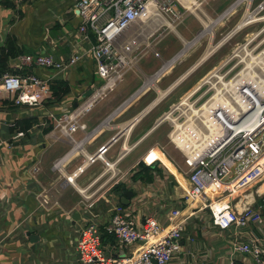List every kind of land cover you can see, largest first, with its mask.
<instances>
[{
    "label": "crops",
    "instance_id": "crops-1",
    "mask_svg": "<svg viewBox=\"0 0 264 264\" xmlns=\"http://www.w3.org/2000/svg\"><path fill=\"white\" fill-rule=\"evenodd\" d=\"M77 1L28 0L20 8L12 1L0 2V52L14 44L22 54L46 52L60 60H66L75 51L81 54L76 64L62 70L44 66L32 68L39 76L49 79L51 86L57 80L67 83L70 91L62 98L56 99L52 91L51 96L36 107L0 100V264L76 263L79 259L76 251L78 232L85 215L87 217L84 219L93 218L98 224L104 251L108 255L124 256L136 252L140 244L123 245L110 231L114 198L122 196L121 191L116 193L113 188L122 184L123 190L124 186L130 189V182L138 185L144 192L139 200L142 204L137 211L139 214L151 213L150 205L157 201L162 203V216L176 207L181 208L184 215L195 210L186 222L182 252L169 264H230L232 260L242 264H256L249 254L234 253L233 242L236 238L240 241L256 239L264 247V203L258 204L260 198L264 201V185L261 184L258 188L262 189L261 193L259 190L247 193L248 200L244 197L245 201L238 204L240 209L243 204H251L259 209L261 222L245 228L221 230L214 225L209 209L210 214L207 215V209L198 208L199 201L189 199L187 204L184 203L190 190L189 178L179 170L167 151L164 153L156 147V142L133 162L125 163L162 125L156 124L167 110L153 119L151 115L157 107L208 58L212 50L190 67L177 70L174 65L155 76L168 60L163 56L169 52L163 51V54L156 50V46L163 40L156 42L155 48L151 47V38L154 36L151 32L156 28L157 21L138 20L116 42L120 50H126L131 55L137 54L138 64L127 72L125 80L113 92L82 118L87 125L85 130H77L72 138L61 133L55 117L72 110L102 82L97 73L96 60L88 52L94 39L81 40L78 36L81 18L75 7ZM212 2L213 0H198L196 3L195 0H176L177 8L184 13L188 12L185 17L192 15L197 24L202 25H199L201 28L193 38L208 29L216 34L211 26L212 22L202 20L201 16V11H204L212 17L206 8L211 7ZM224 22L225 20L220 24ZM227 32L228 30L221 32V35ZM178 34L180 40H190L181 33ZM167 35L168 32L165 36ZM202 37H205L204 34ZM191 43L193 41L186 44L191 47ZM223 43L224 41L220 42ZM17 57L8 59L6 71L17 70ZM25 70L28 71L27 68ZM148 81L150 82L147 84ZM161 84L166 85L162 87ZM24 119L33 120V124L25 132L22 131V136L15 138L21 132L16 123ZM14 126L16 127L12 130ZM86 135L89 136L85 138ZM103 145L107 147L106 158L116 162L119 168L117 177L110 181L108 172L101 176L105 166L100 160L93 164L86 163V154L96 153ZM61 159L64 174L53 167L54 162ZM141 161L157 166L153 183L133 179ZM95 165L100 166L101 170L95 175L87 174ZM161 166L174 174V186L166 187L162 184V192H158L157 196L148 188H152L158 179L163 180ZM79 167L84 170L74 178L77 184L79 180L82 181L84 185L79 184L81 187H87L101 176L96 185L103 184V187L90 200L84 199L67 179ZM152 196L157 201H151ZM135 199L132 198V203H136ZM238 199L242 197L239 196ZM75 212H79L80 217L74 221L71 216Z\"/></svg>",
    "mask_w": 264,
    "mask_h": 264
},
{
    "label": "built area",
    "instance_id": "built-area-1",
    "mask_svg": "<svg viewBox=\"0 0 264 264\" xmlns=\"http://www.w3.org/2000/svg\"><path fill=\"white\" fill-rule=\"evenodd\" d=\"M3 1H12L20 8L28 0H0ZM253 1L236 0L215 19L201 11L202 20L222 22L245 3L246 11L225 35L223 40L226 41L225 38H231L242 29L264 23V0L252 8ZM75 7L81 18L78 36L81 40L94 39L88 52L96 60L102 82L72 110L55 117L61 133L70 138L77 130L86 129L82 118L113 92L125 80L127 72L138 64V55L117 48L119 37L141 19L157 21L151 35H155L162 26L175 28L167 16L173 22L185 19L184 12L177 8L176 0H78ZM240 24L241 27L235 30ZM208 30L200 32L196 38L209 34ZM263 34L264 25L256 32H248L246 40L239 43L231 55L209 72L186 97L172 104L156 124L170 122L172 129L168 137L184 156L185 173L190 181L184 203L187 204L189 199L199 201L198 208L209 209L214 225L221 230L245 228L262 220L261 212L255 206L243 204L240 209L239 203H234L232 198L264 182V38L257 41ZM164 37L161 35L157 43ZM183 43L184 48L165 61L155 76L183 59L190 48L186 43L190 41L183 40ZM80 58L78 51L66 60L56 59L46 52L19 55L15 67L22 72H7L0 76V100L33 107L43 104L52 94L50 80L39 76L32 68L44 66L62 70L76 64ZM22 135L19 132L15 138ZM158 146L166 153L164 146L157 143ZM106 151L107 147L103 145L96 153L86 154V163L100 160L105 166L101 176L108 172L110 181L117 177L119 168L116 162L106 158ZM62 161L57 160L53 167L64 174ZM82 170L83 167H79L67 179L84 199L90 200L103 187V184L96 185L101 176L87 187H81L74 177ZM209 191L214 194L209 195ZM118 197L113 207L110 231L119 243L140 244L139 249L130 255H108L104 251L98 224L93 218L84 219L85 215L77 239L79 259L73 264H169L177 258L183 249L186 222L195 210L184 215L183 210L176 207L162 216V203L157 201L151 206V213L139 214L140 202L132 203L131 200L129 205H123ZM233 252L249 254L256 264H264V247L256 239L240 241L236 238ZM234 262L232 260L230 264Z\"/></svg>",
    "mask_w": 264,
    "mask_h": 264
},
{
    "label": "rangeland",
    "instance_id": "rangeland-1",
    "mask_svg": "<svg viewBox=\"0 0 264 264\" xmlns=\"http://www.w3.org/2000/svg\"><path fill=\"white\" fill-rule=\"evenodd\" d=\"M233 1L235 2L236 0H215V1L213 0L212 4L210 5L211 7L206 6V8L209 10V14L212 15V17L215 19L219 15V13L224 11V9H226ZM260 1L261 0H254L252 3V8H254ZM245 11H246V4L243 3V4H241V7H239V9H237L235 11V13L233 15H231V17L226 19L223 24H220L221 22L217 23V20L212 21L211 26L214 27V31H216V34L212 31L208 30L209 34L204 35L205 37L201 36L197 40H195V38H193V37L199 31V29L202 27V25L199 24V25H201V27H200L197 24V21H196L194 16L188 15L185 17V19L182 22H179V21L173 22L172 19L169 16H167L169 18V20L173 23L175 28L172 30L166 26H162V28L159 29L156 32V34L154 36H152V38H151L152 49L155 48V44H156L157 40L160 38V36L166 35L167 32H168V35L165 36V39L164 38L162 39L163 42L161 41L162 43L159 44L158 46H156V50H158L159 52H162V53H163V51L164 52L166 51L167 53L169 52L168 55L163 56L165 59H169L170 56L178 53L180 50H182L184 48L183 40H182V38H181L182 41L179 39L180 35L178 34V32L181 33L184 37L190 39L189 40L190 42L193 41V44L191 43V47L187 50L186 55L183 57V59L180 62H178L176 64V69L179 68V69L183 70L186 67H190L196 61L200 60L206 52H209L210 50H212L213 52L208 56V58H206L186 78V80L183 83H181V85L177 89H175L173 91V93L169 97H167L163 102H161V104L157 107L155 112L151 115V117L153 119L166 110L168 112L170 110V107H169L170 105H172L174 103H178L180 100H182L184 97H186V95H185L186 92H189L191 89H193L198 83L201 82V80L209 72H211L215 67L219 66L226 59L227 56H230L231 53L233 52V50L236 48V46L239 43H242L246 40L247 31H249V32L255 31L256 32L259 29H261V27L264 25V23L253 24V25H251L245 29H242L237 34L233 35L231 38H229L227 41H225L222 45L220 44V42L223 41L225 35L235 27V25H236V23H238V21L241 20V17L244 15ZM187 13L188 12H185L184 14H187ZM155 24H153V27L155 26ZM226 30H228V32L224 35H221V32H225ZM263 38H264V34L261 35L257 41H260ZM163 46H164V48H163ZM134 55H137V54H134ZM232 64L233 63L229 64L226 69H228ZM165 85L166 84H161L162 87H164ZM203 90H201L200 94L203 92ZM183 95H185V96H183ZM196 96H198V95H196ZM204 99H206V97ZM204 99H202V101H204ZM153 119H152V121H153ZM171 129H172V126H171L170 122L164 121L162 123V125L157 129V131L152 135V137H150L148 139V141H146L133 154H131L126 159L125 163L130 164L131 162H133L136 159V157L138 155L143 154L145 152V150L147 149V147H149L151 144L155 145L156 143H159V145H162L165 147V149L168 153V156H170L173 159V161L175 162V164L177 165L179 170L182 172H185L187 168H186L185 163H184V157H183L182 153L174 146V144H172V142L170 141V139L168 137V134L170 133ZM158 149H160L159 146H158ZM161 165H162V163H161ZM160 168L163 170L162 171V175L164 176V177H162L163 180L158 179L157 182L155 183V185L152 186V188H148L149 191L154 192L156 195L158 192L159 193L162 192L160 189L162 187V184L166 187L167 186H172V187L174 186V182H173V178H175L174 174H172L164 166H161ZM100 170H101V167L98 165H95L94 167H92L87 172V174L94 173L93 175H95ZM78 183L80 185H84L81 180H79ZM261 184L264 185V182H261L260 184L253 186L252 188L248 189L247 191H245L243 193H237L232 198L233 202L238 204L239 202H243L245 200H248L247 199L248 196L246 194L252 193V191H256ZM95 188L96 187H94L93 189H95ZM128 188L134 190L135 194L137 193V195L134 198H136L135 202H139V200H141L142 196L144 195L143 190L141 191L140 187L133 182L129 183ZM258 190H259L258 191L259 193L262 192L261 191L262 189H258ZM263 191H264V189H263ZM239 196L242 197V199H238ZM112 198H114V197H112ZM42 200L44 201V198ZM116 200H117V198L115 197L114 202ZM154 200H156L155 196H152L151 201H154ZM176 200H178V199H176ZM153 205H154V203L153 204L151 203L150 206H153ZM206 214L207 215L210 214L208 209L206 210ZM72 217L73 216H71V218ZM73 257H76V255Z\"/></svg>",
    "mask_w": 264,
    "mask_h": 264
},
{
    "label": "trees",
    "instance_id": "trees-1",
    "mask_svg": "<svg viewBox=\"0 0 264 264\" xmlns=\"http://www.w3.org/2000/svg\"><path fill=\"white\" fill-rule=\"evenodd\" d=\"M6 50H8V52H6ZM21 54L22 53L20 51L16 50V47L14 44H13V46H9L7 48L1 49V52H0V76L3 75L4 73H7V72H13V73L22 72L20 70L6 71V65H7L8 59L11 57L15 58ZM51 88L53 91V96L56 99L62 98L63 95H65L66 93H68L70 91V86L67 83L60 81V80L54 81ZM32 124H33V120L24 119V120L18 121L16 123V126L18 127L17 129L19 131L25 132L30 126H32ZM16 126H14V128H12V130H14ZM153 166L154 165H147L146 163L141 161L139 163V166H138L139 169L132 176L133 179L134 180H141L144 183H153L155 180L154 170L155 169L157 170V168H156L157 166H155V167H153ZM122 186H123L122 184H117L114 186L113 189L116 192L121 191L120 195H123L124 190L121 188ZM120 202H121V200H120ZM260 203H264V201L262 202L261 198L258 201V204H260ZM123 205H125V204H123ZM234 264H242V263L239 261H235Z\"/></svg>",
    "mask_w": 264,
    "mask_h": 264
},
{
    "label": "water",
    "instance_id": "water-1",
    "mask_svg": "<svg viewBox=\"0 0 264 264\" xmlns=\"http://www.w3.org/2000/svg\"><path fill=\"white\" fill-rule=\"evenodd\" d=\"M135 197V192L132 189H126L124 186V192L123 195L121 196V202L125 205H129L131 203L132 198ZM80 217L79 212H75L73 218L74 221L77 220Z\"/></svg>",
    "mask_w": 264,
    "mask_h": 264
},
{
    "label": "bare ground",
    "instance_id": "bare-ground-1",
    "mask_svg": "<svg viewBox=\"0 0 264 264\" xmlns=\"http://www.w3.org/2000/svg\"><path fill=\"white\" fill-rule=\"evenodd\" d=\"M241 27V24L238 26V27H236L235 29L237 30V29H239ZM202 36V35H201ZM225 40H227V39H225ZM224 41V40H223ZM225 42V41H224ZM215 50V49H214ZM72 180H74V178H72ZM209 193V195L211 194V195H213L214 194V192H212V191H209L208 192Z\"/></svg>",
    "mask_w": 264,
    "mask_h": 264
}]
</instances>
